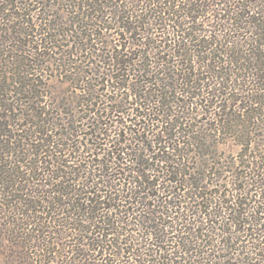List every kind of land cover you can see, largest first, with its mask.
<instances>
[{
	"label": "trees",
	"instance_id": "obj_1",
	"mask_svg": "<svg viewBox=\"0 0 264 264\" xmlns=\"http://www.w3.org/2000/svg\"><path fill=\"white\" fill-rule=\"evenodd\" d=\"M33 2L0 0V264H264V0Z\"/></svg>",
	"mask_w": 264,
	"mask_h": 264
},
{
	"label": "rangeland",
	"instance_id": "obj_2",
	"mask_svg": "<svg viewBox=\"0 0 264 264\" xmlns=\"http://www.w3.org/2000/svg\"><path fill=\"white\" fill-rule=\"evenodd\" d=\"M25 1H27L28 5L32 8V9H35V7H33L31 4H33L34 0H21L22 3H24ZM57 3L55 6L51 7V11H49L48 13L51 14V15H54V17L58 20H61V21H65L66 18L69 16V14L66 12L65 8H64V12H61L62 10H59L57 7ZM38 11L40 12L39 15H38V19H41L43 17H45L44 14H42V10L40 8H37L35 10H33V15H36L38 14ZM35 17V16H34ZM68 51H69V46L65 47V54L67 55L68 54ZM57 57V56H56ZM71 57V56H70ZM54 58V57H53ZM76 57L73 56V59H75ZM58 68V65L54 64L53 66V69L55 68ZM47 79L49 81H45L48 82V83H52V84H57V83H60V81H62L63 77L62 76H58V73H57V76H56V71L55 70H52L51 67L49 68V70L47 71ZM207 117L208 115L207 114H204L202 115L201 117H199L197 119V123L198 125H203V123L205 122H208V123H214V121L211 119V117L209 118V121L207 120ZM221 141H226V139H222Z\"/></svg>",
	"mask_w": 264,
	"mask_h": 264
}]
</instances>
